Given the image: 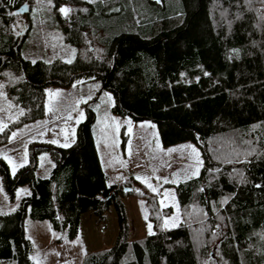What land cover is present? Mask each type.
Wrapping results in <instances>:
<instances>
[{"label":"trees","instance_id":"trees-1","mask_svg":"<svg viewBox=\"0 0 264 264\" xmlns=\"http://www.w3.org/2000/svg\"><path fill=\"white\" fill-rule=\"evenodd\" d=\"M33 1L0 0V82L18 123L44 116L49 86L94 78L100 87L73 143L43 146L53 162L48 176L36 175L35 155L14 173L0 156L9 199L27 186L16 207L0 214V264H37L27 217L48 220L75 239L82 214L103 222L110 206L115 241L86 253L81 264H264V2L54 0L55 11L61 3L73 9L68 17L57 11L48 24L74 48L68 63L29 56ZM13 12L28 20L23 34ZM103 92L113 98L111 113L154 123L163 147L191 142L199 149L198 174L172 184L182 214L177 225L163 227L171 209L143 191L154 234L129 239L121 197L133 188L109 183L94 138L93 105ZM8 131L0 132V145Z\"/></svg>","mask_w":264,"mask_h":264},{"label":"rangeland","instance_id":"rangeland-1","mask_svg":"<svg viewBox=\"0 0 264 264\" xmlns=\"http://www.w3.org/2000/svg\"><path fill=\"white\" fill-rule=\"evenodd\" d=\"M169 5L177 6L178 0H169ZM28 6L33 8L36 16L33 19L36 27L27 40L29 56L47 60L59 56L66 61L71 60L74 48L56 34L53 25L48 24L55 23V14L57 11L60 13V7L72 6L61 3L55 11L54 0L51 3L49 0H39V3L34 0ZM17 24L18 33L23 34L28 25L23 13L18 15ZM0 85H3L2 82ZM99 87V80L94 78H80L69 87L49 86L44 92V116L25 125L18 123V111L7 98L4 86L0 88V124L7 126L4 130L9 129L8 141L0 145V156L8 158L5 160L11 173L21 164H29L35 155L36 175L48 176L53 162L43 146L51 144L65 147L73 143L76 125L85 118L86 103L96 96ZM112 103L113 98L109 92H103L95 101L93 109L98 118L94 138L109 183L115 181L123 188H133L121 197L128 217L129 239L132 240L149 233V224L152 231L141 193L147 191L155 194L160 208L171 209L170 214L163 217V227H173L181 221L182 214L172 181L177 183L195 177L197 174L193 173L197 170L199 172L203 163L200 151L193 143L163 147L154 123L134 121L113 114L110 111ZM13 132L17 133L15 138H12ZM172 149L175 151H169ZM138 176L140 179H137ZM148 184L157 191L153 192ZM26 192L27 186H20L15 198L9 199L0 178V214L14 209L19 198ZM105 216V221L99 222L92 213L82 214L80 233L75 239H68L63 231L55 230L48 220L27 217L25 231L32 242V259L37 264H81L86 253L114 243L118 223L112 206L105 212Z\"/></svg>","mask_w":264,"mask_h":264},{"label":"snow or ice","instance_id":"snow-or-ice-1","mask_svg":"<svg viewBox=\"0 0 264 264\" xmlns=\"http://www.w3.org/2000/svg\"><path fill=\"white\" fill-rule=\"evenodd\" d=\"M37 2L39 3V0H37ZM88 2L89 3H94L95 2V0H88ZM248 2H250V0H248ZM262 2H264V0H262ZM49 3H51V0H49ZM21 11H27V8H22L21 9ZM59 11H60V13H62L65 17H68V15L73 11V9H71L70 7H67V6H62V7H60V9H59ZM83 11H87V9H83ZM19 14V12H13V13H9V15H18ZM35 61H33V63H34ZM68 63H71L72 61L71 60H68L67 61ZM0 88H3V85H0ZM0 94H2V93H0ZM57 95H59V93L57 92ZM51 110V109H50ZM23 114V112H21V115ZM5 127H7L6 125H4V124H0V132H3L4 131V128ZM17 136V133H15V132H13L12 133V138H15ZM51 143H56V141H51ZM65 146H67V145H65ZM129 147H130V145H129ZM169 151H175V149H172V150H169ZM130 154V153H129ZM5 159H8L7 157H5ZM10 163H11V161H9ZM24 165L23 164H21L20 165V167H23ZM13 172H15V168L13 169ZM194 175L195 174H198V170H197V172L196 173H193ZM137 179H140V177L138 176L137 177ZM146 182V181H145ZM165 182L167 183L168 181H167V179H165ZM173 183H175V181H172ZM148 187L149 188H151V190L153 191V192H156L157 191V189L155 188V187H153L151 184H148ZM203 189H201V191H202ZM165 194H167V193H165ZM145 218H147V217H145ZM148 227H149V234L150 235H152V234H154V233H152L151 232V225L149 224L148 225ZM54 236H55V233L53 234ZM56 238H60V237H56ZM57 255H59L58 253H57Z\"/></svg>","mask_w":264,"mask_h":264},{"label":"water","instance_id":"water-1","mask_svg":"<svg viewBox=\"0 0 264 264\" xmlns=\"http://www.w3.org/2000/svg\"><path fill=\"white\" fill-rule=\"evenodd\" d=\"M124 189V191H127L128 190V188L126 189V188H123Z\"/></svg>","mask_w":264,"mask_h":264}]
</instances>
